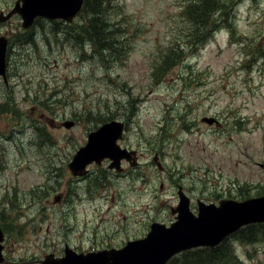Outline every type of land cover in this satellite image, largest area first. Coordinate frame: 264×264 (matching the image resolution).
<instances>
[{
	"label": "rangeland",
	"instance_id": "obj_1",
	"mask_svg": "<svg viewBox=\"0 0 264 264\" xmlns=\"http://www.w3.org/2000/svg\"><path fill=\"white\" fill-rule=\"evenodd\" d=\"M19 1L0 0V12ZM115 2L124 52L122 41L116 52L99 50L81 26L84 10L72 23L40 17L25 27L15 13L0 26L9 39L7 78L0 74V264H44L66 246H125L155 222L172 225L181 193L193 213L264 196V0L226 1L229 12L213 13L219 26L197 44L184 5L199 1ZM115 119L126 123L120 143L136 151L137 165L94 162L88 176L73 174L69 163L89 133ZM235 233L223 264H264V242L244 244Z\"/></svg>",
	"mask_w": 264,
	"mask_h": 264
},
{
	"label": "water",
	"instance_id": "obj_2",
	"mask_svg": "<svg viewBox=\"0 0 264 264\" xmlns=\"http://www.w3.org/2000/svg\"><path fill=\"white\" fill-rule=\"evenodd\" d=\"M84 0H20L7 14L0 12V23L19 13L25 27L32 26L35 19L45 16L50 19L72 21L81 11ZM0 38V74L5 76L8 39ZM212 122L211 120H209ZM125 123L112 120L100 125L88 135V142L74 155L70 163L73 174L85 175L86 166L100 162L106 157L115 159L119 165L126 151L118 146ZM177 221L167 226L155 222L145 238L129 241L120 250L99 253L49 258L44 264H167L176 254L202 247L218 245L245 224L264 221V196L245 201L224 200L220 206L210 204L199 207L198 214L189 209V198L181 193ZM0 228V241L3 239ZM1 255V246H0ZM53 257V256H49ZM72 257V258H71ZM73 259V260H72ZM1 261V257H0ZM74 262V263H73Z\"/></svg>",
	"mask_w": 264,
	"mask_h": 264
},
{
	"label": "trees",
	"instance_id": "obj_3",
	"mask_svg": "<svg viewBox=\"0 0 264 264\" xmlns=\"http://www.w3.org/2000/svg\"><path fill=\"white\" fill-rule=\"evenodd\" d=\"M116 0H85L83 10L85 12L84 18L86 23L81 24L89 34H91L93 43L99 48L101 52H107L111 50L116 52L113 46H120L119 41H122V52L126 50L127 44L125 43L127 38L125 24L122 16L113 19V12L116 11ZM199 1V5L194 4L191 7H187V12L190 13V21L193 23V34L188 36L192 44H197L202 41L207 34V31L216 29L219 26L220 19H213L211 15L223 9L225 13L229 12L226 6V1L230 0H196ZM115 2V4H114ZM204 2L205 4L197 11V8ZM227 18V17H226ZM224 18V19H226ZM190 28V27H189ZM108 29L112 30V36L108 33ZM189 30L187 33L189 34ZM85 32L81 31L82 40H84ZM189 39V40H190ZM120 53V49L118 50ZM169 59L166 60L168 62ZM179 61L172 63L178 64ZM242 242L245 243H259L264 242V223L251 224L245 228H242L237 233ZM234 235L226 238L220 245L209 248L199 247L190 249L189 251L182 252L179 256L171 259L167 264H223V260L228 258V252L226 251L231 238ZM227 244V245H226ZM226 245V246H225ZM226 248V249H225ZM228 260L225 264H229Z\"/></svg>",
	"mask_w": 264,
	"mask_h": 264
},
{
	"label": "flooded vegetation",
	"instance_id": "obj_4",
	"mask_svg": "<svg viewBox=\"0 0 264 264\" xmlns=\"http://www.w3.org/2000/svg\"><path fill=\"white\" fill-rule=\"evenodd\" d=\"M1 25H3V24H1ZM0 25V26H1ZM1 36H4V37H6V35L5 34H0V38H2ZM6 38H8V37H6ZM8 46H9V39H8ZM11 50V49H10ZM5 78H7V66H6V74H5V76H4V79ZM125 138V132L123 133V135H122V138L117 142L118 143V146L120 147V148H122V149H124V150H129L127 147H125V146H123V145H121V143H120V141H122L123 139ZM88 140V139H87ZM87 143V142H86ZM134 155H136V151L135 150H132V151H126V153L124 154V156L120 159V162H119V165H115V159L114 158H112V157H106V158H104L103 160H101L100 162H97V161H93V162H91V163H89L87 166H86V169L89 171L86 175H84V176H88L89 174H90V167L94 164V162L95 163H98V164H108L109 165V167H116V169H118L119 171H124V166L125 165H128V163H130L131 165H135L136 164V161H135V157L136 156H134ZM132 159L134 160V161H132ZM71 163V162H70ZM70 163H69V165H70ZM93 163V164H92ZM137 165V164H136ZM135 165V166H136ZM82 179V178H81ZM190 208H191V204H190ZM192 209V208H191ZM173 212H175L176 213V215H175V220L177 221V217H178V215H179V209H178V206H177V208H174L173 210H172ZM175 221V222H176ZM3 227V226H2ZM2 241V240H1ZM1 241H0V245H1V255H0V257H1V261H0V263H3V261H4V253H6L4 250H5V241H4V243H3V245H2V243H1ZM130 241V240H129ZM128 241V242H129ZM124 246H119V247H116V246H110V248H107V249H102V250H98V251H83V252H76L75 250H72V249H70L68 246H66L65 247V253H63L62 255H60V256H64L68 251L70 252V253H72V254H92V253H99V252H105V251H111V250H120V249H122ZM64 250V249H63ZM59 255H56V257H58ZM59 256V257H60ZM5 262V261H4Z\"/></svg>",
	"mask_w": 264,
	"mask_h": 264
}]
</instances>
